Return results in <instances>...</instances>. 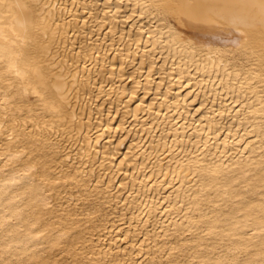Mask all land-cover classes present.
I'll return each mask as SVG.
<instances>
[{"label":"bare ground","instance_id":"bare-ground-1","mask_svg":"<svg viewBox=\"0 0 264 264\" xmlns=\"http://www.w3.org/2000/svg\"><path fill=\"white\" fill-rule=\"evenodd\" d=\"M69 1V5H66L68 0H0V103H4L3 105L0 104V107H4L5 109H7L8 112H11V114L14 110H21L25 108L27 110L28 115L24 119H22L23 117H21V121L24 122V120L27 119L28 121L33 122L35 124L34 126H31V130L27 131V127H25L24 125L25 123H21L24 126H21L20 124H18V122L14 125V123L18 121L15 118H20L19 115L18 117L14 116V118L11 116L10 113V116L8 114L6 115L7 119L5 121L8 122L6 126L8 129V133L5 134L10 135L9 133L12 131L11 134L14 133V135L16 136L15 138H13V140L16 139L18 135H20L23 140L27 141L28 143L23 141L21 145L27 143L25 144V146L27 145L26 147L28 148L25 149L29 151V155H27L25 159L21 160L19 163H17V166L14 167L13 165L16 164V162L14 163L15 159L18 158V156L20 157L27 151L24 152L25 149L22 150V154L20 148V151L18 150L20 144H17L19 146L16 145L17 142L14 144V141L16 140L5 141V143L3 141L2 143L6 146V149L1 150L0 155L6 156V163L9 161L14 164H9V166L11 167L6 164V167L10 168V172L0 176V264H14L10 262L12 258L18 259L22 257L28 251L34 249L38 244H40L42 242V239L46 240L49 251H51L53 248L60 246V239L63 238V236L62 238L60 237V233L59 235H57V233L56 236H53L56 232H54L52 236H41L44 231L48 230L51 232L52 230L55 231L56 229L53 227V218L55 217H53L52 215L56 212L52 211V213L50 210H44L43 207L48 204L49 199V196L46 191L50 192L49 190H53V192H55L54 194H56L57 191H54L53 181L56 180L54 177L58 175L54 176V174L57 173L52 174L53 171L50 166L51 164H54L53 162L60 161V165L56 164L58 165L57 167H60L62 163L59 158L54 156V154L48 155L45 152V150H47V148L50 146L49 143L51 142V140L48 135L51 133V131L53 130L54 133H60V137L64 136L68 141L71 142V144L77 145L79 147L80 153L83 150L82 155L86 160L81 163L80 170L78 167V165L80 164L79 163L77 164V167L75 166L76 168L73 171L70 170V172H67V168H65L64 172H66L65 174H63L65 177H68V179L75 180L77 183H81V177L79 175L82 172H88L87 174L90 175L89 172H91L93 169L90 166L89 168H85V165H90L91 163H93L91 165H94V163L98 161L97 154L99 152V148L95 145L99 143V139L103 135L107 136L105 135L107 133L109 135L112 131H114V133L116 131V127L113 128L115 130L110 129L112 126L108 124V122L110 121L100 120L102 119V109H100L98 106L91 107L92 104L96 101L98 95L97 93L102 94L103 92L106 93L108 91V96L110 94H113V96L117 95L118 103H120V100H122L121 97L128 94V92H126V86L124 85V87L121 85L119 87H113V77L116 74H114L113 72L115 67H117L115 66L116 61L113 63V60H119L118 63L121 61V63H119V68H122V65H124L123 62L125 61L126 63L127 61L125 59L131 57V59H134V53L132 55V53H122L118 50L119 53L115 52L117 54L116 55L112 52L113 56H111L112 59H110V61L112 60V62L108 63L110 67L108 70L106 69L107 72L110 73L111 77L110 80H107V78H105L106 75L105 77L103 75V71H105V65L107 64V62H109L105 61L107 60V54H105L107 49L105 51H100V43H98V45L97 42L96 44H94L93 42V45L88 43L90 49L87 48L88 46L85 43V35H89V33L91 35V30L88 32L86 29L87 26L84 25V23L83 26H77V22L80 19L82 20V18L80 17L83 15H81L80 12H77L80 11V8H82L81 11H88V6H85L87 3L85 2L86 4H82V2H79V0ZM74 2H79L76 3L77 8L78 4L80 5V3L83 6L80 5L78 9L76 7L73 8ZM91 8L89 11H91ZM152 8L156 16H161L160 18L163 17V20H169L170 18L173 21L172 24L169 26L168 24H166V26L169 27V31L167 36L165 37L164 43L166 42L165 48H167L169 52L174 53L175 55L177 52H179L180 54H178L180 55V58L186 57L188 60L194 59L197 53H202H200V55H202L203 57L202 59L200 58L202 61L198 66V70L199 72H201L202 76L209 74L210 78L206 80V85H209L210 82H213L211 78L214 79L218 74H221L222 82L219 84L220 86H222V89L226 91V93H228V96L233 95L235 93V95L230 96V98L232 99L234 96L236 98L240 97V94H246L245 92L247 91H244V86L248 88L249 81H253V84L258 82L260 84V82H264L262 81L264 80L262 79V77H264V0H155L152 5ZM66 11H68V13H71L70 16L72 18L70 17V19H68V17H65L66 15H63ZM114 19L115 18H113V20ZM86 23L87 22H85V24ZM112 23L113 22L111 21V24ZM166 26H162V29H165ZM115 27L116 26L113 25L110 27V29H114L115 32ZM70 32L72 34L69 36ZM121 34H123V32ZM160 34L164 35L161 31ZM139 38L138 40L140 41ZM138 40L136 39L137 43L139 42ZM96 41H99V39ZM158 42L160 41L158 40ZM129 43L130 41L128 42V44ZM156 43L157 41H155L153 45H155ZM161 44L159 46H161ZM177 46H179L180 48H177L179 50H177L176 52L175 47ZM226 47H229V50L237 49L240 54V56H238L239 58L243 57L244 59L246 58V60L253 59V62L255 63L253 64L254 69L251 68L252 71L250 70L251 72H246V76L244 75L243 77V80L245 79V82H247L245 83L247 85H245L243 81L244 86L243 84H240L243 86V91H234L231 89V84L235 86V89L240 86L239 85L236 88V85L238 84L237 81V84L235 85L234 83L229 84L230 80H237L236 78L240 76L241 69H238L239 66L236 65V68L234 65L232 66V63L230 62V65L232 66V68L230 67V71L228 68H226L228 69L226 74L223 72V70H225V67L227 66V63H229L228 59L224 58L227 55H221L223 52L225 53L226 51H228L225 49ZM86 48L87 50H85ZM195 49L197 53L194 55ZM197 49H199V51ZM89 50L95 51L97 54L94 56L93 53L90 54ZM113 50L115 51L114 47ZM109 51L110 50H108V52ZM218 53H221L220 56H222L223 58L220 57ZM219 63H222V66H220L221 68H219ZM90 66L91 68H89ZM71 67L73 69L70 70ZM224 74L227 76L226 78L223 77ZM104 79L111 82V86L108 87V89L105 88L107 89L106 91H104V85L102 84ZM95 87L97 88L96 94H94L93 90ZM250 88V91H248V94H250V97L248 99H250V101L248 100L249 103H247L249 104L250 110L242 111L244 113H242L241 115L243 117H245L247 113L248 115H253L251 125L254 128V132H256L257 135L260 137L259 134L261 130L259 127H261L262 125L259 124L261 123L262 119H264V98H260L259 95L261 93L258 94V92L254 91L256 89L252 87ZM135 89V86L131 87L130 91L128 90L129 94L134 95ZM148 91L149 90L147 89L146 93H148ZM231 92L234 93L232 94ZM26 95H37L39 98V100H36L37 102L39 101L38 104L34 102V104L26 101L24 102V100L22 101L23 96ZM241 100L244 101L243 99ZM243 106H246V103ZM136 107H134L133 112L131 111L133 113L132 115H134L135 117H137L136 113L141 109L139 108V106L138 108ZM230 107L228 106V110L232 109H229ZM240 110H242V108ZM39 112H44L46 114H49V116L46 117V115L45 117H42L41 114L40 117H42V121L39 122V120L36 118V115L40 114ZM158 113H160V111H158ZM97 115H100L99 118L96 117ZM40 117L38 118L41 119ZM3 119H0V122L3 121ZM93 120H97L98 122L96 121L97 123H93ZM240 120L239 122H242L244 124L246 123L245 126L247 125L248 119L246 122ZM239 122H237L238 125L241 124ZM120 125L121 124H119L118 128H121ZM248 125L250 126L249 123ZM207 126L209 128V125ZM23 127H25L26 129ZM36 127H38L39 129H36L38 131H35ZM96 128H100V132H95L96 134L92 135L93 129ZM106 128L107 130L104 131V129ZM46 129L51 130L48 135H46V131H48ZM176 130L178 131V129ZM214 134L216 133L214 132ZM228 134H230V132ZM231 134V136H234L233 133ZM51 135L53 136V134ZM262 135H264V133H262ZM215 137L216 135L214 136V138ZM225 141H223L222 149L228 147V145L225 147ZM37 142L40 143L38 147L34 145V143ZM181 143L182 142L179 140L177 142V145H181ZM28 144L32 145V147L34 145L36 148L32 149L31 147H29L30 145L28 146ZM108 145L105 144V147H107ZM203 145H205V143H203ZM249 145L250 142L248 143V145L242 148L241 152L247 151L253 154L252 152L254 149H249ZM163 146L161 147L163 148ZM155 147L157 148L158 144H155V146L152 148ZM100 148L103 150L102 151L100 149L102 153L101 158L99 159L100 166H102V169L100 174H98L99 172L97 173L95 188L97 189V184L102 183L104 178L103 174H105V171H108L109 169L111 170V172L107 174L110 175L112 172L113 174L108 177L106 184H104L106 188H111L112 185L115 184L113 183L115 178L113 179L112 175L115 174V176H117L116 173L120 171L125 174L128 171L129 166L128 168L125 166L128 164L126 163L127 160L125 158V165L123 167L121 166V164L124 162V160H122L118 165L119 168L117 169L116 173H114L111 168L112 166L108 165V163L114 164L113 159L110 157L113 155H111L113 149L111 148V150L110 148H104L110 149V151L106 150L104 152L103 147ZM118 148H116L115 146V150H117ZM157 150H159V148ZM156 152L157 151H155L154 156L158 154H156ZM163 152L164 151H162L161 153ZM221 152L223 153V150ZM66 153L60 158L64 159V157H70L71 152L69 151L68 155ZM113 153L114 156H116L115 153L117 152L115 151ZM152 155H150V157H152ZM66 158L64 160H66ZM41 159H43L44 161L40 162ZM106 160H108V163H106ZM137 163L139 162L137 161ZM241 163H238L235 160V162H231L227 170L224 168V171L222 168L223 166L220 167L219 164H212L210 168L208 166L210 164H208L206 168L204 167L203 169V167H185L183 166L184 164L180 162L178 166L176 165L177 167H174V170L172 172V174H174L173 176L178 177L181 186L183 183L185 184V181L188 179V175L195 174L200 176L201 183L198 185V194L196 196V198H200H194L193 201H191V208L194 211L198 210L200 201H203V199L201 198L208 195V193L211 194L209 192L211 189L214 191L212 193L215 194L214 198L216 199L210 202L211 205L209 209L210 212L213 213L212 219L207 222L199 220L197 223L194 224L193 227H195L197 230L204 229V231L207 232L210 237L207 240V245L212 246L213 249L216 247L217 244H223V247L225 248V254L219 255L213 260L207 258H200L199 261L204 264H264V176L260 177L257 180H245L247 174L254 167L250 168L249 164ZM129 164L131 165V162ZM4 165L5 164H3V166ZM53 167L54 166H52V168ZM34 168H37V172L32 171V169ZM71 168L73 169L74 165L73 167L71 166ZM131 168L136 169V166L134 165ZM161 168L160 174H162V176H164L165 178V175L169 174H166V170L163 168V171V169ZM257 168H259L260 171H264V165H257L255 169L258 170ZM55 169L57 170V168ZM59 169L60 168H58V170ZM67 170H69V168ZM258 172L259 171H257V173ZM107 176L105 178H107ZM62 177H60V179H62ZM132 178H134V176ZM137 178L135 176V179ZM38 179H40L42 183L44 182L46 184L42 186V184H36L37 182L34 183L35 181H40ZM133 180H128L131 181V184L129 186H131V188L136 187V190H138V192H141L142 196L145 192L144 188H146V186L144 185L145 183H142V186H140L139 182L138 186V184L135 183L137 180L132 183ZM125 182L126 179L125 181L123 180L120 182L123 188L127 187ZM169 182L172 181L170 180ZM87 184L88 183L83 181L81 187H86ZM243 184H245L244 186H246V191H248L249 194L251 193L252 195H254V193L256 192H261L259 195L257 194L258 196L256 195V199H258L257 203H254V201L249 200V202L244 204H234V207H232V205L231 207H228L227 204L224 208H222V210L215 211L219 201H222V203L223 201L227 202V200L232 197L230 194L233 195V193H230V191H234V188L236 186ZM23 198H26V200L23 201V204H20ZM241 200L243 201V199ZM133 202L134 200L132 199L129 203ZM148 206L149 210L147 211V215L149 219V215L153 213L154 209L152 205ZM163 211L165 210L163 209ZM46 215L51 216V218L53 217V222L44 219ZM55 216H57V214ZM69 218L65 217L64 219H58V221H60V223H64L68 221ZM133 218L139 220L138 216L132 217L131 219ZM69 221H71V219ZM70 223L72 224V222ZM74 224L75 226L73 229H71L70 227L68 229L66 227L68 229L67 231H70L69 233L67 231L66 232L68 234L72 233L75 239L73 241L70 240L69 242L64 243V251L71 247V249H74L73 246L75 244H78L77 242H80V244L82 245L85 242V240L82 238V235L80 237L81 230L79 232H75L80 227L78 225V221H76V223ZM54 225L56 226V224ZM97 225L94 226V230L97 228ZM58 228L59 232L63 231L62 227ZM127 233L128 231L124 232L125 238L121 239L123 242H126V239L128 238ZM112 235L113 234L110 233L107 235L106 238L104 237L103 241L105 242L98 245L99 247L97 251L92 250L89 253L93 257L91 260L94 262V264H113L116 260L117 264H120L121 260H125L123 258H125L126 255L120 260L115 257V259L109 257V254L111 255V252L114 253V249H116L115 251L117 252L121 249V246L118 244L117 241L118 236ZM66 238L68 239V236ZM69 238H71V235H69ZM201 239L203 240V238ZM201 239L199 237L198 239H195V242L193 241L194 244L191 250L194 253H197V251L203 248V243ZM101 246H103V248H100ZM99 248L101 250H99ZM210 249L212 250L211 247ZM79 250L76 249L75 252ZM243 253L248 254V259L246 260L245 257L244 262L241 261L242 263H238L237 259ZM76 255L77 253L74 254V256ZM98 255H101V258H96V256ZM49 256H43L42 258L40 256L38 257L37 255L35 256L31 254L28 258L29 260H31L30 264H53L52 262L54 261H52L53 259L51 260ZM105 258L108 259V261L106 260V263L105 261H103ZM131 259H128V261ZM76 261L77 258L75 262Z\"/></svg>","mask_w":264,"mask_h":264},{"label":"rangeland","instance_id":"rangeland-1","mask_svg":"<svg viewBox=\"0 0 264 264\" xmlns=\"http://www.w3.org/2000/svg\"><path fill=\"white\" fill-rule=\"evenodd\" d=\"M154 1L155 0H79V2H82V4L87 3L88 5L86 4L85 6H88L89 10L91 7L92 8L91 11H81L82 8L79 9L80 11H78L77 13L80 12V14L83 15H80V18H82V20H77V26H83L84 23V25L87 26H85L87 31L89 32L91 30V35L90 33L89 35H85V43L87 46L88 43L93 45V42L94 44H96L97 42V44L100 43V45L98 44L100 51H105L107 49L105 53L107 54V60L105 61L109 62H107L104 69L105 71H103V75L104 77L106 75L105 78H107V80H110L111 77L110 73H108L107 70L110 67L108 63L112 62V60L110 61V59H112L111 56H113L112 54H116L117 52L119 53V51L122 53L129 52L132 53V55L134 53V59H131L132 57L125 59L127 61L126 63L125 61L123 62L124 65H122V68H119V63H121V61L118 63L119 60H113V63L116 61V65H114L117 66L115 67V69L113 66V73H116L113 77V82L114 84L116 82V84H113V87L124 85L126 86L125 88L127 89L126 92H128V94L121 97L122 100H120V103H118L117 95L113 96V94H110L108 96V91L106 93L103 92L102 94L97 93L98 95L96 101L92 104L91 107L98 106L100 109H102V119L100 120L110 121H107L108 124L112 125L110 129L112 130L116 127V131L115 133L114 131H112L109 135L107 133L105 134L107 136L103 135V138L101 137V140L99 139V143H97L98 145H95L99 148V152L97 154L98 161L94 163V165H91L93 163H89L90 165L86 164L87 166L85 165V168H89L90 166L93 169L91 172H89L90 175L87 174L88 172H82L79 175L81 177V183H77L75 180L68 179V177H65L63 174H65L66 171H73L79 163L80 164L78 165V167L80 170L81 163L86 160L82 155L83 150L80 153L79 147L77 145L71 144V142L68 141L66 137H60V133H54L53 130L51 131L46 129L48 130L46 131V135H48L51 131V133L48 135V137H50L51 144L49 143L50 146L47 148V150H45V152L48 155L54 154V156L59 158L62 163L60 167H57L58 165H56L59 164L60 161L53 162L55 165L51 164L50 166L53 171L52 174L57 173L54 174V176L58 175L53 177L56 180L59 179L61 181H53L54 191L57 190L56 194H54L55 192H53V190H49L50 192L46 191L49 199L48 204L43 206L44 210L56 212H52L53 217H55H52L54 222L52 221L51 216L46 215L44 217V219L52 221L53 227L56 229L55 231L52 230L51 232L48 230L44 231L41 236H52V234L56 232L53 236H56L57 233V235H59L60 233V237L62 238L63 236V238L60 239V246L53 248L51 251H49L46 240L42 239V242L40 244H38L34 249L28 251L22 257L18 259L12 258L10 261L11 263L30 264L31 260H29L28 257L32 254L35 256L37 255L38 257L40 256L42 258L43 256L47 257L50 255L49 257L51 258V260L53 259L52 261H54L52 262L53 264H94V262L91 260L93 257L89 253L92 250L97 251L99 247L98 245L105 242L103 241L105 235H108L110 233L113 234L112 236H118L117 241L121 246V249L118 250V252L115 251L116 249H114V253L111 252V255L109 254V257H115L120 260L126 255L125 258H123L125 260H121L120 264H204L199 261L200 258L213 260L217 256L225 254V248L223 247V244H217L213 249L212 246L207 245V240L210 238L207 232L204 231V229L197 230L195 227H193L194 224L199 220L207 222L212 219L213 213H211L209 209L211 205L210 202L216 199L214 198L215 194L212 193L214 191L211 189L209 191L211 194L208 193V195L205 196L206 198H201L203 199V201H200L198 210L194 211L191 208V201H193V199L196 198L198 194L197 188L201 183L200 176L195 174H190L191 176L188 175V179L187 177V180L184 179L186 180L185 184L183 183L181 186L178 177L173 176L174 174H172V172L174 170V167L176 165L178 166L180 162L184 164L183 166L185 167H203V169L204 167L206 168L208 164H210L208 165L209 168L212 166V164H219L220 167L223 166V170L224 168L227 170L231 162L233 163L236 160V162L238 163L243 162L244 164H249L250 168L254 167L247 174L245 180H257L260 177L264 176V171H260L259 168H257L258 170L255 169L257 165H264V135H262V133H264V129H262L264 128V119H262V121L260 120L262 124L259 121V125H262L261 127H259L261 130L259 137L257 133L254 132V128L251 125L253 115H248V113L245 117L241 115L242 113H244L242 111L250 110L249 104H247L250 101V99H248L250 97V94H248V91H250L251 89L250 87L256 89L254 91L258 92V94L261 93L259 95L260 98H264V82H260V84L259 82L253 84V81H249L248 88H246L244 84L247 82H245V79L243 80V77L245 74H247L246 72L252 71L251 68L254 69L253 64L255 63L253 62V59L246 60V58L244 59L243 57L239 58L238 56H240V54L237 49H230V52L229 47H226L225 49L229 52L226 51L222 54L218 53L219 56L220 54L227 55L224 58L228 59L229 62L227 63L228 67H225L226 71L223 70V72L226 74L228 69L230 71L233 65L235 67L236 65L239 66L238 69H241L240 76H238L239 79L237 77V80H234L235 82L230 80L229 84L234 83L235 85L238 83L236 85L237 88L240 84H243L244 81L243 86L244 91H247L245 92L246 94H240V97L243 98H235L234 96L231 99L230 96L235 95V93L231 92L232 94H234L228 96V93H226V91L222 89V86H220L219 84L222 82L221 74H218L214 79L211 78L213 82H210L209 85H206V80L210 78L209 74L202 76L201 72H199L198 70V66L201 63V59L203 57L202 55H200L201 52L197 53L195 49L194 55L196 53L197 54L195 55L194 59L188 60L186 57H181L182 59L180 58V53L177 52V50H179L177 48H180L179 46L175 47V50L177 52H175L176 55L169 52L168 49L165 48L166 42L164 43V41L169 31V27H167L166 24H168L169 26L173 21L170 18L169 20L164 18L166 20L165 21L163 20V17L160 18L161 16L158 17L155 15L152 8ZM79 2H74L73 8H77L76 3ZM69 3L70 1L68 0L66 5H69ZM82 4L80 3V5ZM80 5L78 4V8ZM66 12L63 15H66L65 17H68V19H70L71 13H68V11ZM113 18L115 19L113 20ZM111 21L113 22L112 24L116 26L115 32L114 29H110V27L113 26L111 24ZM85 22L87 23L85 24ZM163 24L167 28L165 27V29H162L164 27ZM159 30L163 32L164 35H161ZM122 32L125 35L121 34ZM71 34L72 33L70 32L69 36ZM121 35L123 36V38ZM137 37H141L139 38L140 41ZM98 39L99 41H96ZM136 39L139 41V44L137 43ZM158 40L160 42H158ZM129 41L130 43L128 44ZM155 41H157L156 44H159L153 45ZM160 44L161 46H159ZM113 47L115 51L113 50ZM87 48H89V46ZM87 48L85 50H87ZM108 50L110 51L108 52ZM197 50L199 51V49ZM89 51L90 54L93 53L94 56L97 54L95 51ZM230 62L232 63V66L230 65ZM220 66H222V63H219V68H221ZM89 68H91V66ZM71 69L73 68L71 67L70 70ZM224 75L223 77L226 78L227 76ZM262 79H264V77H262ZM105 80L106 79H104L102 83L104 85V91H106L108 87L111 86V82L106 80V82H108L106 83ZM133 86L136 87L134 95L129 94L130 88ZM230 86L234 91H243L242 85H240L241 88L240 86L238 87L239 89H235V86H233V84H231ZM147 89L149 90L148 93H146ZM93 90L94 94H96L97 88L95 87ZM245 95H247L248 97ZM36 96L37 95L23 96L22 101L24 100V102L26 101L32 104H38L39 101L37 102L36 100H39V98L38 96L36 98ZM241 99H243L244 101H242ZM244 102L246 103V106H243L245 104ZM0 104L3 105L4 103ZM138 106L141 109L136 113L137 117H135L134 115H132V112L134 107L138 108ZM228 106H231L229 109H232L228 110ZM241 108L242 110H240ZM157 110L160 111V113H158ZM13 112L11 114V112H8L4 107H0V119L4 118V122H0V151L6 149V146L2 144L3 141L5 143V141L13 140V138L16 137L14 133L11 134L12 131L9 133L10 135L5 134L8 133V129L6 127L8 122L5 121L7 119V114L9 115L10 113L13 118L14 116L18 117L19 115L20 118H15L18 121H16V123H14L13 121L12 122L14 123V125L17 124V122L21 126L25 125V127H27V131L31 130V126L35 125L33 122H30L27 119H25L24 122L21 121V117H23L22 119H24L28 115L25 108L21 110H14ZM39 113V115H36V118L39 120V122L42 121V117H45L46 115V117L49 116V114H46L44 112ZM41 114L42 117H40ZM99 116L97 115L96 117L99 118ZM38 117H40L41 119H39ZM239 118L242 119L240 120ZM238 119L243 122H246L248 119L249 122L247 121V125L245 126L246 123L244 124L242 122H239ZM93 121V123H95L97 120ZM237 122L241 123L239 124L240 126ZM21 123L25 124L22 125ZM248 123L251 127L248 125ZM119 124H121L120 126L122 129L118 128ZM207 125H209V128ZM36 129H38V127L35 128V131L39 130ZM96 129H98L99 131ZM96 129H93L92 135L100 132V128ZM176 129H178V131ZM106 130L107 128L104 129V131ZM214 132L216 134H214ZM229 132L230 134H228ZM231 133H233L234 136H231ZM51 134H53V136ZM226 134H228L230 137ZM215 135L216 137L214 138ZM6 136L9 138H7ZM109 136L112 137L110 138ZM53 137H55L56 139ZM61 138L64 139L62 140ZM14 140V144L16 142V145L20 144V146L17 145L19 146L18 150L19 148L21 151L25 148H28L26 147L27 145L25 146V144H27L28 142L23 140L20 135H18ZM179 140L182 142L181 145H177V142ZM23 141L27 143L21 145ZM223 141H225V147L228 145V147H226L225 149H222ZM249 142L250 145L248 147L249 149H254L252 152L253 154L247 151L241 152L242 148L248 145ZM38 143L39 142L34 143V145L38 147L40 145V143ZM203 143H205V145H203ZM105 144L109 145L105 147ZM155 144H158V147L152 148L155 146ZM29 145L30 144H28V146ZM34 145L33 147L32 145H30L29 147H31L32 149L36 148ZM99 146L103 147V149L112 148L113 150H115V146L116 148L119 147L117 149L119 151L115 150L117 152L115 153L116 156H114L113 153L115 151L111 149V155H113L110 157L113 159L114 164H109L108 160H106V163L112 166L111 168L114 173H116L117 169L119 168L118 165L122 160H124V162L121 164L122 167L125 165L126 160V163L128 164L125 166L127 168L129 166L128 171L125 174L120 171L116 173L117 176H115V174L112 175L113 179L115 178V180L113 181V183L115 184H113L111 188H106L105 186L108 177L113 174V172L110 175L107 174L111 172L110 169L108 171H105L106 175L103 174L104 178L102 183L97 184V189L95 188L97 173L99 172L98 174H100L102 169L99 160L101 158L102 152L100 151L101 148ZM161 146H163V148ZM158 148L159 150H157ZM110 149H104V152L106 150L110 151ZM161 150L164 152L161 153ZM222 150L224 154L221 152ZM69 151L71 152V155L69 154L70 157H67L68 159L66 157H64V159L66 158V160L60 158L65 155L66 152V154L68 155ZM155 151H157L156 154H158L154 156ZM24 152L26 154H23L22 151L21 153L23 155L20 154L21 156H18V158L15 159L14 163L16 162V164L9 161L6 163V156L0 155V167H2L0 168V176L10 172L9 167L11 166H9V164H14L13 166L15 167L17 166V163H19L21 160L25 159L27 155H29V151L27 149H25ZM150 155H152L153 158L150 157ZM41 161L43 162L44 160L41 159L40 162ZM137 161L139 163H137ZM130 162L131 165L129 164ZM3 164H5V167L3 166ZM6 164L9 167H6ZM73 165L74 168L72 169L71 166L73 167ZM134 165L136 166V169L131 168ZM52 166L57 168V170L58 168H60L62 171L60 169L57 171L54 167L53 169ZM37 168L32 169V171L37 172ZM65 168H69V170L66 169V171L64 172ZM160 168H164L166 170L165 173L169 175H165L164 178V176L160 174ZM257 171L259 172L257 173ZM59 176H64L62 177L63 180L60 179ZM106 176L107 178H105ZM133 176L134 178H132ZM135 176L136 178H138L135 179ZM125 179V184L127 187L123 188L120 182L123 180L125 181ZM133 179L137 180L138 182H135V180ZM128 180H133L132 183L135 182L136 184L140 182V186H142V183H145L144 185L146 186V188H144L145 192L142 196V193L138 192V190H136V187L131 188V186H129L131 184V181ZM170 180L172 182H169ZM83 181L88 183L86 187H81ZM168 182L170 185L168 184ZM34 183L40 185L42 184V186L46 184L44 182L42 183L41 180L35 181ZM59 183L61 184V186ZM244 185L245 184L238 185L234 188V191H230V193H233V195L230 194L232 197H230L227 202L223 201L222 203V201H219L216 207L217 210L215 209V211L222 210V208H224L227 204L228 207H231V205L232 207H234L239 203H247L249 202V200L257 203L258 199H256V197L261 192H256L254 193V195H252L251 193L249 194L248 191H246V186ZM52 193L55 196H53ZM247 196L250 198H248ZM198 198L200 197H197L196 199ZM132 199L134 200V202L129 203ZM241 199H243V201ZM25 200L26 198H23L20 204H23V201ZM169 201L172 202L170 203ZM169 203L172 205H170ZM148 205H152L154 209L153 213L149 215V219L147 215V211L149 210ZM163 209L165 211H163ZM171 212L175 214L173 215ZM56 214L57 216H55ZM136 216L139 217V220L135 218L131 219L132 217ZM65 217H70L69 220L71 219V221L68 220L69 222L66 221L64 223H60V221H58V219H64ZM76 221H78V225L80 227L75 232H79L81 230L80 237L82 235V238L85 240V242L83 243V245L80 244V242H77L78 244H75L73 246L74 249H71V247L64 251V243H67L70 240L73 241L75 239L72 233L68 234L70 231L67 230L69 229V227L73 229L75 226L74 223H76ZM70 222H72V224ZM54 224H56V226ZM96 225V229L98 230H94V226ZM190 226L192 227V229ZM58 227L63 228V231L65 232L64 233L62 231L63 235L62 232H59ZM125 231H128V238L126 239V242H123L121 239L125 238ZM69 235H71V238H69ZM67 236L68 239L66 238ZM199 237L200 239L203 238V240L201 239L203 248L197 251V253H194L191 249L195 242V239H198ZM103 246H101L100 248H103ZM210 247L212 248V250L210 249ZM100 248L99 250H101ZM76 249L80 250L75 252ZM76 253L77 255L74 256V254ZM97 257L101 258V255L96 256V258ZM76 258L77 261L75 262ZM244 258L247 260L248 254H241L237 259V262H244ZM128 259L131 260L128 261ZM106 260L108 261L107 258H105L103 261H105L106 263ZM116 261L113 264H117Z\"/></svg>","mask_w":264,"mask_h":264}]
</instances>
